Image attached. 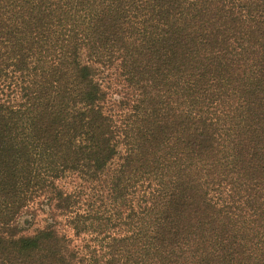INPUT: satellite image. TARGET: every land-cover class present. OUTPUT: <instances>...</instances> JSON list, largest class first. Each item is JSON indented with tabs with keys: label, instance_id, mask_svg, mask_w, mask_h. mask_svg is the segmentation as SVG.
Returning <instances> with one entry per match:
<instances>
[{
	"label": "trees",
	"instance_id": "trees-1",
	"mask_svg": "<svg viewBox=\"0 0 264 264\" xmlns=\"http://www.w3.org/2000/svg\"><path fill=\"white\" fill-rule=\"evenodd\" d=\"M0 264H264V0H0Z\"/></svg>",
	"mask_w": 264,
	"mask_h": 264
},
{
	"label": "rangeland",
	"instance_id": "rangeland-1",
	"mask_svg": "<svg viewBox=\"0 0 264 264\" xmlns=\"http://www.w3.org/2000/svg\"><path fill=\"white\" fill-rule=\"evenodd\" d=\"M28 212H24L22 213V215L19 217L18 219V222H19V225L20 226H23L22 223H23V220L26 219L28 217ZM44 224V222L42 221V215H38L36 220L33 221V224H32V227L31 228H34V227H38V226H42ZM31 231V229H29L27 232Z\"/></svg>",
	"mask_w": 264,
	"mask_h": 264
}]
</instances>
